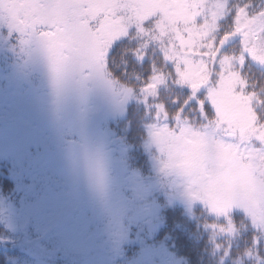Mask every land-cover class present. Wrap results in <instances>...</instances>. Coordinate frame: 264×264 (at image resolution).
Returning <instances> with one entry per match:
<instances>
[{
    "label": "snow or ice",
    "instance_id": "6c2138e0",
    "mask_svg": "<svg viewBox=\"0 0 264 264\" xmlns=\"http://www.w3.org/2000/svg\"><path fill=\"white\" fill-rule=\"evenodd\" d=\"M0 40L36 57L64 111L73 85L89 81L142 108L141 135L162 170L219 219L206 225L213 239L250 231L235 264H264V0H0ZM145 64L146 75L135 71ZM36 115L23 97L0 108V203L34 176ZM66 145L74 196L84 160L75 141ZM216 248L223 264L231 242Z\"/></svg>",
    "mask_w": 264,
    "mask_h": 264
},
{
    "label": "rangeland",
    "instance_id": "374dc122",
    "mask_svg": "<svg viewBox=\"0 0 264 264\" xmlns=\"http://www.w3.org/2000/svg\"><path fill=\"white\" fill-rule=\"evenodd\" d=\"M143 68L135 71L144 75ZM22 97L37 112L32 126L41 143L31 147L38 160L25 191L14 202L0 203L1 221L13 226L11 233L0 232V247L18 248L19 264H187L170 249L169 235L157 239L159 203L185 206L198 220L218 218L187 195L182 177L162 170L158 149L147 147L148 138L141 135L143 109L122 102L108 85L89 81L83 89L73 85L64 111L50 102L51 87L36 57L0 40V108ZM45 101L48 113L41 114ZM123 121L126 138L120 135ZM136 140L145 141L146 150ZM67 141L80 146L84 160L74 196L63 162ZM148 156L151 166L142 165ZM140 165L147 171L134 168ZM230 239L238 250L248 240L242 232Z\"/></svg>",
    "mask_w": 264,
    "mask_h": 264
},
{
    "label": "trees",
    "instance_id": "16d2710c",
    "mask_svg": "<svg viewBox=\"0 0 264 264\" xmlns=\"http://www.w3.org/2000/svg\"><path fill=\"white\" fill-rule=\"evenodd\" d=\"M146 69L147 65L145 64L144 68L141 69V72L143 73L144 71H146ZM146 74L147 71L144 75ZM138 124L141 127V122H139ZM121 126L123 128V131L120 132V135L126 138V126L124 121ZM134 143L141 148L145 147L146 150L145 141L141 142L136 140L134 141ZM146 160L148 161L142 165L151 166L152 159H150V157L148 156ZM134 168H139L142 171H147L145 170L146 168H142L141 165ZM59 190L60 188L58 187L57 192ZM159 205L161 206L159 219L162 225L160 226V230L158 231V240H162L167 235H169V237L166 239L170 249L175 253L183 256L187 264H221L223 250L217 249L216 244L220 243L227 245L229 241L233 242V240L230 239L233 237L223 234L222 236L217 235L215 237V240L213 239V230L209 227H206V225L208 223L212 224L220 222L218 219H213L210 222H207V219L205 218L198 220L194 218V215H192L189 210L185 208V206H181L177 203L173 204L174 206L168 204L167 202L159 203ZM171 206L173 207L170 208ZM1 220L2 214H0V232L5 231V233H11L9 229H13V226L7 227ZM241 220L242 217L237 214V223L239 224ZM241 232L244 234L246 233L248 240L241 245L240 250H238L237 247L233 248L232 255L230 257L224 258L223 264H235V262L241 258L239 256V253H242L243 250L251 244L252 233L250 231L241 229L237 234H240ZM92 251H90V253ZM20 253L21 251H19L16 247H0V264H14V260L16 262V259H18ZM99 253L103 254L104 251L100 250ZM97 254V251H95V255ZM244 260L246 264H252V262L247 257H244ZM16 264L19 263L16 262Z\"/></svg>",
    "mask_w": 264,
    "mask_h": 264
}]
</instances>
